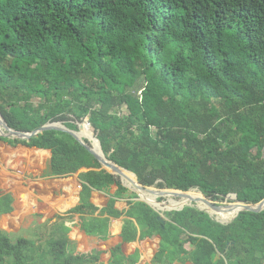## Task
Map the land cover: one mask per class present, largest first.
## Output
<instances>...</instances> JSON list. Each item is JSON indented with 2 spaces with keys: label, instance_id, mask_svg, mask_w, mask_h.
<instances>
[{
  "label": "trees",
  "instance_id": "obj_1",
  "mask_svg": "<svg viewBox=\"0 0 264 264\" xmlns=\"http://www.w3.org/2000/svg\"><path fill=\"white\" fill-rule=\"evenodd\" d=\"M0 114L21 131L51 121L76 130L87 117L104 155L144 186L258 202L264 0H0ZM0 141L49 150L53 176L77 173L78 202L66 214L78 215L79 231L94 242L108 240L111 220L123 217L106 264L135 263L137 254L128 260L122 246L154 236L152 264H264V210L221 224L196 208L202 200L190 192L183 203L195 205L164 211L160 222L68 133ZM42 152L30 151L31 160ZM92 190L108 196L101 208L90 203ZM115 198L126 208L116 209ZM11 202L0 190V214ZM69 230L56 221L44 240V233L13 239L0 230V264H98L101 250L77 251Z\"/></svg>",
  "mask_w": 264,
  "mask_h": 264
},
{
  "label": "crops",
  "instance_id": "obj_2",
  "mask_svg": "<svg viewBox=\"0 0 264 264\" xmlns=\"http://www.w3.org/2000/svg\"><path fill=\"white\" fill-rule=\"evenodd\" d=\"M0 144V190L9 192L12 196V210L10 213L0 214L1 224L12 226V228L19 226L22 216L33 212L32 209L34 207L42 213L41 219L44 218L45 213L53 211L54 214L50 219L43 220V222H41L42 220L38 221L37 228L39 230L42 228L41 233H44L41 239L48 237V232L56 221H63L64 225L70 228L67 237L70 241L74 242L76 250L80 252H85L93 248L101 250L102 253L99 255L98 260L99 264H106L109 257L108 250L120 241L119 232L123 217L113 218L111 220L109 226L111 237L108 240L94 242L90 237L85 236L79 231L78 215L73 214L72 218L68 219L70 215L66 214V211L78 202L81 182L77 178V173L62 177L51 175L48 172L49 150L23 145L10 146L2 141H0ZM34 150L43 151L37 162L31 160L33 155L30 151ZM84 170L80 169V171ZM23 180H25V184L22 183ZM114 190L115 186L111 185L108 192L113 194ZM107 199L108 196L103 192L97 190L90 192L89 201L98 208L105 205L108 201ZM114 207L118 210L125 209L126 199L115 198ZM5 216H8L7 218L14 216L16 220L8 224ZM58 216L59 218L57 219ZM151 240L154 242H149ZM157 247L158 237L154 236L151 239H136L135 241L125 243L121 251L128 260L137 254V261L133 264H152L151 260ZM175 263L182 264V262L178 261H175L173 264ZM186 264H190V262L187 261Z\"/></svg>",
  "mask_w": 264,
  "mask_h": 264
},
{
  "label": "water",
  "instance_id": "obj_3",
  "mask_svg": "<svg viewBox=\"0 0 264 264\" xmlns=\"http://www.w3.org/2000/svg\"><path fill=\"white\" fill-rule=\"evenodd\" d=\"M85 124L86 126H89V122L87 117H85L82 121V123H77V129L76 130H70L66 128L62 122L60 121H51V122H46L39 126L38 128L31 130V131H21V130H15L11 127H9L4 118L0 114V137H4L7 139H20V140H29L32 136L41 133L42 131L46 130H58V131H64L71 135L75 140H77L80 145H82L89 153H91L94 158L99 162L100 167L110 174L119 177L121 184L126 187L128 190L134 192L136 194V197L133 200L137 201H142L146 203L148 206H150L153 210L157 211L159 213L157 220L160 222H163V216L162 212L164 211H170V210H181L184 206H194L192 203H183V204H177V205H170V202L165 203V201L158 200L160 197H156L154 199H149L146 196H142L140 194L141 191L147 192L149 194H156L159 193L162 196L166 195V192L164 190H171L175 192H186V191H181L178 189H168V188H155L152 186H144L140 184L135 175L126 170L125 168H122L115 164L113 161L109 160L104 153L102 152V149L100 147L99 141L97 140L96 136L93 134V139L97 143V146H94L93 142L89 140L86 136H83L81 134V127L82 125ZM128 172L132 174L135 177L134 181H131V185L124 184L121 180L120 176H123V172ZM199 193L202 195V193L199 191ZM203 196V195H202ZM165 198V197H163ZM230 199V198H229ZM202 201L206 204L208 207L206 208H200L196 207L200 211L206 212L210 217H213L211 211H219L220 209H224L227 206L232 205L233 208H235V214L229 218L228 220L221 221L217 218H213L216 222L221 223V224H226L232 221L239 212H252V213H258L262 210H264V197L260 199L258 202H244V201H238V200H232L231 202H227L226 204H221L217 202H213L206 197L203 196ZM154 204H159L160 207H156Z\"/></svg>",
  "mask_w": 264,
  "mask_h": 264
},
{
  "label": "rangeland",
  "instance_id": "obj_4",
  "mask_svg": "<svg viewBox=\"0 0 264 264\" xmlns=\"http://www.w3.org/2000/svg\"><path fill=\"white\" fill-rule=\"evenodd\" d=\"M34 101H37V100H34ZM122 111H125V108L122 107ZM83 121V120H82ZM82 121H79L78 123H82ZM81 131L82 133L88 137L89 134H90V128L87 127L85 124L82 125L81 127ZM92 131V130H91ZM93 133V132H92ZM94 134V133H93ZM1 145V144H0ZM1 151V149H0ZM22 179H25V178H22ZM119 181H120V178L118 177ZM27 181V179H26ZM22 183L25 184V180L22 181ZM121 183V181H120ZM152 187H155L157 188L155 185H153ZM6 189V188H5ZM9 189V188H7ZM190 190V189H189ZM193 191H195L197 194V196H199L200 200L203 199L202 195L199 193V190L197 188H192ZM188 191V190H187ZM204 196V195H203ZM205 197V196H204ZM207 198V197H206ZM209 199V198H207ZM158 200H162V201H165V203L168 204V199L165 197H161V198H158ZM210 200V199H209ZM212 201V200H211ZM232 201V198H225L223 199L222 201H216L217 203H221V204H226L227 202H231ZM187 203H192V201H188ZM192 205H195V204H192ZM33 212H29L27 215L25 216H22V218L20 219V224L19 226H16L15 228H12V226H7L6 224H1L0 222V230H4L6 231L7 233H10V236L13 238V239H17L18 236H26V237H30V238H37L38 236L41 235V229L39 230L37 228V224H38V221L39 220H42L41 222H43V220H48L50 219V217L54 214L53 211H51L50 213H45V216L43 219H41V216H42V213L39 211V209H36V207H34L32 209ZM60 213H63V212H60ZM6 218L8 216H5ZM214 218V217H213ZM66 219V218H65ZM45 222V221H44ZM34 226V227H33ZM54 229V228H53ZM33 230V231H32ZM55 231V229H54ZM32 232V233H31ZM42 237V236H41ZM46 239V238H45ZM44 240V239H42ZM140 240V239H139ZM151 243H153L154 241H149ZM38 243V241H37ZM84 245H85V242H84ZM187 262V261H186ZM186 262L182 263V264H186ZM98 264H99V261H98ZM177 264V263H175Z\"/></svg>",
  "mask_w": 264,
  "mask_h": 264
},
{
  "label": "bare ground",
  "instance_id": "obj_5",
  "mask_svg": "<svg viewBox=\"0 0 264 264\" xmlns=\"http://www.w3.org/2000/svg\"><path fill=\"white\" fill-rule=\"evenodd\" d=\"M87 127H89V126H87ZM81 129H82V128H81ZM87 138H89V140H91V141L93 142L94 146H97V143L94 141L91 132H90V134H89V136H88ZM128 174H130V173L124 171V172H123V176H120V177H121V180H122V182H123L124 184L131 185V181H134V180H132ZM164 191L166 192V195H165V196H162V195H160L159 193H158V194H159V196H161V197H166V198L168 199V202H170V205L182 204V203L184 202V200L188 197V195H189L190 192H195V191H193L192 189H190V190H188V191H186V192H183V193L181 194V196H180L178 199H173V198L169 195V193H168L167 190H164ZM140 194H141L142 196H145V195H147V194H149V193L141 191ZM202 197H203V196H202ZM194 202H195V203L197 204V206L200 207V208H206V209L208 208V207L206 206V204H205L203 201L200 202V201H195V200H194ZM154 205H155L156 207H160L159 204H154ZM234 209H235V208H233V206L230 205V206H227V207L224 208V209H220L219 211H211V210H210V212H211L212 216H213L214 218H217V219H219V217H221V216L225 213L224 217H223L222 219H219V220H221V221H225V220H228V219L231 217L230 212H231L232 210H234Z\"/></svg>",
  "mask_w": 264,
  "mask_h": 264
}]
</instances>
